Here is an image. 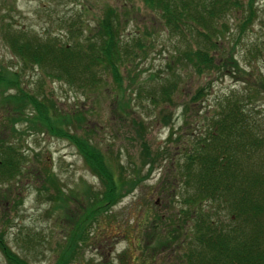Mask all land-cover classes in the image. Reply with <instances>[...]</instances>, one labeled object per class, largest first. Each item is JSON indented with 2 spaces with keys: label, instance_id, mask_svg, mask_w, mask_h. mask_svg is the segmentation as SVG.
Masks as SVG:
<instances>
[{
  "label": "rangeland",
  "instance_id": "374dc122",
  "mask_svg": "<svg viewBox=\"0 0 264 264\" xmlns=\"http://www.w3.org/2000/svg\"><path fill=\"white\" fill-rule=\"evenodd\" d=\"M241 1L244 6L246 0ZM253 5L254 17L240 35L241 10L222 19L226 26L223 37L209 52L217 63L229 53L236 69L214 67L196 74L182 65L180 53H175L186 43L169 35L158 15L139 1L123 6L120 0H0V69L15 71L22 89L48 97L61 112L80 114L82 119L76 123L81 128L76 134L86 131L115 176L121 174L122 182L116 203L84 219L80 230L72 234L74 221H81L90 209L86 208L88 199L92 191L100 189L99 180L68 140L44 130L31 131L24 120L14 124L13 130L10 124L4 126L3 109L8 106L0 104V138L15 144L23 154L21 174L8 182L0 181V235L5 244L28 264H55L69 236L75 235L73 249L63 264H202L208 254L203 257L193 243L189 229L193 217L189 215L184 236L165 235L172 221L181 223L180 216L176 219L180 215L177 211L187 206L183 199L190 197L180 175L184 152L192 149L195 137L212 128L211 117L218 118L228 109L227 104L235 103L246 118L243 125L249 136L241 135L240 141L262 137L256 154L250 150L242 153V159H247L243 167L254 164L256 169H264V0H254ZM109 6L127 20L120 29L130 39L120 67L124 101L120 105L115 86L107 77L80 91L47 77L35 66H23L4 39V26L10 25L38 36L48 32L59 36L61 42L70 36L83 40L95 30ZM163 77L175 84L166 109L164 102L151 104L144 98L149 86L165 83ZM200 88L203 95L190 103ZM232 142L237 140L232 138ZM46 174L51 182L45 180ZM130 175L139 180L124 192ZM44 181L46 185H42ZM8 187L9 198H16V205L3 201ZM205 202L200 205L202 212L234 225L237 229L233 234L245 227L229 220L231 211L224 204L208 208L211 201ZM190 212L196 214L197 207L192 205ZM170 239V243L166 241ZM191 249L196 250V259L187 257ZM0 264H8L1 251Z\"/></svg>",
  "mask_w": 264,
  "mask_h": 264
},
{
  "label": "trees",
  "instance_id": "16d2710c",
  "mask_svg": "<svg viewBox=\"0 0 264 264\" xmlns=\"http://www.w3.org/2000/svg\"><path fill=\"white\" fill-rule=\"evenodd\" d=\"M120 1L123 6L139 1L149 11L158 15L163 29L179 42L186 43L183 48L176 49L175 53H180L179 62H184L182 65L189 67L196 74L209 72L214 67L228 66L236 69V61L229 53L225 60L220 57L221 61L217 63L209 52L217 48L218 38L223 37L222 33L226 26L222 24V19L228 13L238 10L243 12V16L238 17L240 18L238 35L244 32L254 17V0H246L244 6L241 0ZM117 11L114 7H106L95 30L83 40L70 36L61 42L57 39L59 36L52 37L48 32L38 36L22 29H11L10 25L4 26V39L10 44L13 54L21 60L23 66L28 64L35 66L47 77L66 82L68 86L80 91L103 82V77H107L115 86L113 89H116V98L119 100L116 102L120 105V101L124 102L121 98L123 77L120 67L124 64L125 44L127 42L128 48L130 39L127 40L120 29L121 23L126 24L127 20L121 18ZM135 41L140 46L139 38ZM164 82L151 84L152 86L145 91L144 98L151 104L162 101L166 109L175 84L167 80ZM0 87L2 88L0 104L8 106V109H3L4 126L10 124L13 130L14 124L24 120L31 131L44 130L56 138L68 140L92 175L99 180L100 189L92 191V197L88 199L86 208L90 209L86 211L81 221H74L71 232L72 234L78 232L84 219L89 216L92 218L93 215L100 214L105 206L116 203L120 196L118 193L122 184L121 174L115 176L110 164L105 162L101 150L86 137V131L80 135L76 134V129L81 128L80 124L76 123L82 119L80 114L61 112L48 97L22 89L15 71L0 69ZM10 90L13 92L7 93ZM202 95V88L197 89L190 97V103ZM234 104L232 106L227 104L228 109L221 112L218 118L211 117L212 128L207 127L205 135L195 137L192 149L189 153L184 152L183 173L180 175L185 189H189L190 197L183 199L187 206L180 208L181 212L177 211L180 215L176 214L178 215L176 219L180 216L181 223L172 221L170 230L165 233L174 237L184 236L189 226V215L193 217V223L189 228L192 231L193 243H196V248L203 252V257L208 254L206 260L202 259V264H264V169H256L254 164L252 166L247 164L244 169L243 161L246 162L247 159H242L247 150L256 154L255 150L259 149L262 137L252 138L249 142L240 141L241 135L247 139L249 136L246 135V127L243 125L246 118H242L240 115L242 110L234 107L236 106ZM162 117L166 118L164 114ZM232 138L237 142L231 143ZM22 163L23 154L19 148L5 138H0V181L8 182L16 177L20 173ZM49 177L50 174H46L45 180L51 182ZM138 180V176L130 175L125 181L129 188L124 192L131 190ZM46 183L44 181L42 185ZM55 187L56 191H60L56 185ZM10 189L8 187L2 195L3 201L16 205L18 202L16 198L13 196L9 198ZM43 190H46L44 186ZM206 200L211 201L208 208L224 204L225 208L231 211L229 220L237 226L245 227L241 226L233 234L237 229L234 225L222 223L223 220L220 221L219 218L212 219L215 215L210 212H202L200 205ZM192 205L197 207V213L194 215L190 212ZM83 208L86 209L84 205ZM75 236H69L55 264H63L65 259H68L67 255L71 247L73 249ZM171 240L166 241L170 243ZM5 243L0 235V251L8 264H28ZM195 255L196 250L191 249L187 257L196 259Z\"/></svg>",
  "mask_w": 264,
  "mask_h": 264
}]
</instances>
